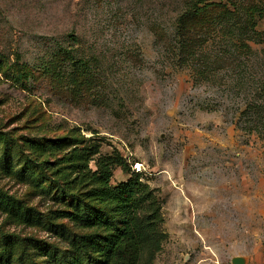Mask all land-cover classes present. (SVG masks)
Segmentation results:
<instances>
[{
	"label": "rangeland",
	"instance_id": "rangeland-1",
	"mask_svg": "<svg viewBox=\"0 0 264 264\" xmlns=\"http://www.w3.org/2000/svg\"><path fill=\"white\" fill-rule=\"evenodd\" d=\"M180 6L0 0V131L17 144L76 131L100 144L92 169L113 161V185L141 173L162 202L167 235L152 264H264V17L252 40L218 28L172 56L155 30L173 31ZM65 50L73 60L59 69L68 75L85 59L91 77L46 75ZM0 191L42 217L55 208L47 192L1 171ZM0 233L65 246L1 207Z\"/></svg>",
	"mask_w": 264,
	"mask_h": 264
},
{
	"label": "trees",
	"instance_id": "trees-1",
	"mask_svg": "<svg viewBox=\"0 0 264 264\" xmlns=\"http://www.w3.org/2000/svg\"><path fill=\"white\" fill-rule=\"evenodd\" d=\"M178 1L181 6L173 31L155 30L156 41L172 56L204 40L202 33L218 28L252 40L258 20L264 17L262 1ZM65 58L73 60L72 53L65 50L55 55L44 68L45 74L59 81L91 77V61L85 59L74 61L68 75L63 73L59 65ZM88 140L68 131L17 144L0 131V145L5 149L0 171L26 181L37 194L47 192L55 208L42 217L34 207L2 191L0 207L17 224L48 230L65 245L61 248L32 236L0 233V264H152L162 250L167 235L161 229V200L141 180V173L133 172L126 181L113 185L109 158L97 160L92 169L90 163L100 152V144ZM119 164L127 166L124 161Z\"/></svg>",
	"mask_w": 264,
	"mask_h": 264
},
{
	"label": "water",
	"instance_id": "water-1",
	"mask_svg": "<svg viewBox=\"0 0 264 264\" xmlns=\"http://www.w3.org/2000/svg\"><path fill=\"white\" fill-rule=\"evenodd\" d=\"M232 262L233 264H245V259L242 257H235Z\"/></svg>",
	"mask_w": 264,
	"mask_h": 264
}]
</instances>
